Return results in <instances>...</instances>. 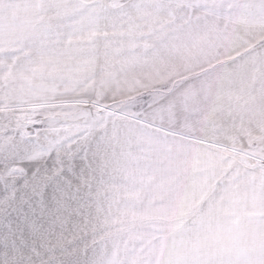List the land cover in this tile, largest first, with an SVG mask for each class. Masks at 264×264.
Listing matches in <instances>:
<instances>
[{
    "label": "snow or ice",
    "instance_id": "6c2138e0",
    "mask_svg": "<svg viewBox=\"0 0 264 264\" xmlns=\"http://www.w3.org/2000/svg\"><path fill=\"white\" fill-rule=\"evenodd\" d=\"M16 6L25 21L0 43V200L10 208L0 222L9 234L0 264H35L25 250L39 253L45 240L49 264H264V137L250 134L264 111L260 120L248 111L264 81V41L253 49L259 88L241 77L253 59L241 52L251 42L242 20L250 12L264 18V0ZM193 82L236 84L234 106L202 114ZM41 103L55 107L18 118L22 107ZM46 114L83 124L81 135L91 130L97 151L137 145L124 154L119 182L95 170L92 156L74 152ZM194 116L195 134L178 142L154 135L181 121L190 126ZM220 193L227 207L209 209L223 217L217 228L187 233L184 218ZM86 201L96 205L93 222L69 228Z\"/></svg>",
    "mask_w": 264,
    "mask_h": 264
},
{
    "label": "clouds",
    "instance_id": "9594fccd",
    "mask_svg": "<svg viewBox=\"0 0 264 264\" xmlns=\"http://www.w3.org/2000/svg\"><path fill=\"white\" fill-rule=\"evenodd\" d=\"M246 42L264 40V18L252 26L246 32ZM249 46H252L249 44ZM249 65L242 66L241 77H246V72ZM196 85L195 88V103L198 106L199 111L204 115H210L213 107L217 110H227L229 106H234L233 95L236 84L231 87H220L215 83H207L203 86L199 82H193ZM239 83V81L237 82ZM251 89V85H247ZM203 88V90H201ZM111 100V97L108 98ZM256 104L260 107L261 111H264V81H261L259 94L255 100ZM141 103H147L146 100ZM240 114V113H238ZM45 119H50L55 127L56 134L61 138L68 140L69 147H72L73 151L79 153L83 151L89 156H92V164L99 173L104 174L109 179H115L119 182L118 170L121 168L124 154L130 151L138 150V146L135 144H115L103 151H97L95 141L91 134L81 135L85 131L83 124H77L71 120H67L62 116H56L53 114H46ZM199 121L194 116L190 126H186L183 121L177 123L174 127H170L169 131L155 132L154 135L160 141L178 142L183 136L188 134H195L199 130ZM252 132L258 134L260 137H264V121L259 124L252 122ZM170 133H174L170 134ZM179 186H177L178 188ZM223 194L220 193L213 201L203 205L202 213H193L184 218L183 225L187 233H195L196 230L201 232L211 233L214 231L220 221L221 215H210L209 209L215 206L219 211L222 207L226 208L227 203L222 199Z\"/></svg>",
    "mask_w": 264,
    "mask_h": 264
},
{
    "label": "crops",
    "instance_id": "0c3cea01",
    "mask_svg": "<svg viewBox=\"0 0 264 264\" xmlns=\"http://www.w3.org/2000/svg\"><path fill=\"white\" fill-rule=\"evenodd\" d=\"M113 2L115 4H120L123 3L124 0H113ZM147 2H152V0H147ZM17 0H0V43H4L7 40L11 39L12 36L18 32L20 30V28L22 27L24 21H25V13L23 12L22 9H19L17 6ZM261 18H259L255 13H249L248 16L246 18H244L242 20V26L245 30V32H247V30H249L252 26L256 25ZM251 41V40H249ZM262 41L264 40H259V41H251L249 44H251L252 46H249L247 48L241 49L242 53H249V52H253V49L255 47H257ZM259 77H260V63H259V59L256 56V54L253 52V59L252 62L250 64V67L248 68L247 72H246V83L247 85H251V88L256 87L257 89L259 88ZM60 103H64V104H68L70 103V101H56V104H60ZM109 103H111V100H109ZM249 107H248V111L252 112L257 120L261 119V109L260 107L256 104V102L254 101H249ZM41 106H54L53 104H31L28 105V108H35V107H41ZM27 107H22L20 109V114L18 116V118L21 116V110H25L28 109ZM143 107H147V103L145 106ZM6 112V109L3 107H0V114H3ZM254 123H256L254 121ZM259 124V123H256ZM250 134H255L250 133ZM32 135L34 136L35 133H32ZM33 146V145H32ZM33 152H38L39 149H35V147H31ZM3 148L2 145H0V153H2ZM83 159L82 157L80 159H78L76 161V166H77V171H80V160ZM54 158H48L47 159V166L49 169L53 168L54 166ZM86 163V161H85ZM113 183H117V181H113ZM3 179L2 177H0V196L3 195ZM0 222H3L4 218L8 215L10 208L5 205L3 203L2 200H0ZM90 207V201H86L84 204L81 205V213L78 217L75 218V223H70L68 225L69 228H80L83 227L82 225H84V223H86V219L85 217L88 215V208ZM9 234L2 228H0V244L3 243V240L5 238V236H8ZM70 235V234H69ZM54 244V243H53ZM42 246H50L47 242V240L45 241H41L40 244L38 245V247H42ZM26 258V256H24V259Z\"/></svg>",
    "mask_w": 264,
    "mask_h": 264
},
{
    "label": "rangeland",
    "instance_id": "374dc122",
    "mask_svg": "<svg viewBox=\"0 0 264 264\" xmlns=\"http://www.w3.org/2000/svg\"><path fill=\"white\" fill-rule=\"evenodd\" d=\"M237 2H239V3H253V2H255V0H237ZM145 105H146V103H142V106H145ZM53 107L54 106H51V107L41 106V107H35V108H28L27 107L28 109L21 110V116L19 117V119H23L24 113L27 111H42V110L50 109ZM136 107L140 108L141 103H138L136 105ZM33 133H35V132H33ZM33 146L35 147V149L40 148V144H38V143L34 144ZM33 146H30V147H33ZM52 158H54V157H52ZM102 195H107V193H102ZM95 210H96V205L90 201V207L88 208V215L85 217L86 223L90 224L93 222ZM82 226H84V225H82ZM39 248H40L39 253H37L35 251L29 253L27 250H25V256H26L25 260L29 261V262L34 260L35 264H49V260L53 259V257L50 254L48 256H45L44 253H45V251H47L48 253H51V246H42ZM57 259H59V257H57Z\"/></svg>",
    "mask_w": 264,
    "mask_h": 264
}]
</instances>
